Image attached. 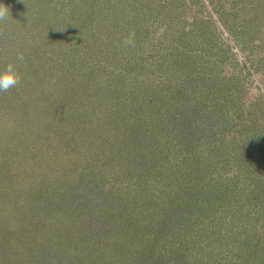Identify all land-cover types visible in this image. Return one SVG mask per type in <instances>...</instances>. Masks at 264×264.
Here are the masks:
<instances>
[{"label":"rangeland","instance_id":"374dc122","mask_svg":"<svg viewBox=\"0 0 264 264\" xmlns=\"http://www.w3.org/2000/svg\"><path fill=\"white\" fill-rule=\"evenodd\" d=\"M0 6V264H264V0Z\"/></svg>","mask_w":264,"mask_h":264},{"label":"clouds","instance_id":"9594fccd","mask_svg":"<svg viewBox=\"0 0 264 264\" xmlns=\"http://www.w3.org/2000/svg\"><path fill=\"white\" fill-rule=\"evenodd\" d=\"M8 15V9L0 6V21H3ZM23 54L17 55L18 61H23ZM21 80V75L14 63H8L3 71H0V92H7L15 88Z\"/></svg>","mask_w":264,"mask_h":264},{"label":"trees","instance_id":"16d2710c","mask_svg":"<svg viewBox=\"0 0 264 264\" xmlns=\"http://www.w3.org/2000/svg\"><path fill=\"white\" fill-rule=\"evenodd\" d=\"M132 257H133V259H137V261H139V255H138V254L133 255ZM140 259H141V257H140ZM139 262H140V261H139ZM142 262H143V261H142Z\"/></svg>","mask_w":264,"mask_h":264}]
</instances>
